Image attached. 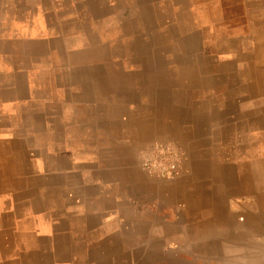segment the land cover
I'll use <instances>...</instances> for the list:
<instances>
[{
    "label": "crops",
    "instance_id": "0c3cea01",
    "mask_svg": "<svg viewBox=\"0 0 264 264\" xmlns=\"http://www.w3.org/2000/svg\"><path fill=\"white\" fill-rule=\"evenodd\" d=\"M138 1L0 0V264H73L83 260L79 246L89 254L120 235L143 238L135 229L165 246L166 211L182 229L199 230L211 214L207 187L226 189L230 132L242 130L246 105L261 100L248 94H262L263 81L234 80L232 95L230 80H120V67L142 60L133 49L120 56L119 45L172 26L149 19L138 32L134 16L120 12ZM143 58L155 67L154 56ZM245 58L236 66L244 71ZM160 62L179 69L183 57L166 51ZM120 134L178 145L177 181L159 189L176 205L161 201L143 174L155 208L119 187L136 180L131 167L120 174Z\"/></svg>",
    "mask_w": 264,
    "mask_h": 264
},
{
    "label": "rangeland",
    "instance_id": "374dc122",
    "mask_svg": "<svg viewBox=\"0 0 264 264\" xmlns=\"http://www.w3.org/2000/svg\"><path fill=\"white\" fill-rule=\"evenodd\" d=\"M145 1L120 5V12L134 16L138 32L149 19L157 28L166 22L172 26L163 34L137 33L119 45L120 56L133 49L142 60L134 67H120V80H230L232 95L234 80H262V94L251 91L254 86L250 87V94L246 92L248 97L258 96L261 100L246 105L241 114L242 130L230 132V165L224 163L220 176L228 197L223 196L221 189L207 187L211 192L206 197L211 214H206L199 230L179 227L169 218V209L165 246L147 239L148 230L135 229L143 238L120 235L116 245L89 246V254L79 246L75 255L83 260L77 258L73 264H264V0ZM166 51L182 54L183 66L176 69L169 64L161 68L160 56ZM149 56L155 57L153 68H148L149 61L143 58ZM245 56L249 61L244 65L248 70L244 71L237 65ZM234 106L230 103L232 110ZM127 136L120 134L119 139V161L124 165L120 174L131 167L136 180L124 179L119 187L131 189L135 202L149 198L153 208L161 204L159 198L168 206L176 205L178 197L160 193L159 189L177 181L182 159L178 145L165 138L141 143L137 135ZM134 145L137 149L133 153ZM170 166L175 167L172 174L161 173L162 168ZM142 174L154 181L159 198L148 195L149 184ZM258 183L262 184L260 191L255 188ZM216 208L219 212L212 213ZM153 232L150 231L151 237L156 235Z\"/></svg>",
    "mask_w": 264,
    "mask_h": 264
},
{
    "label": "built area",
    "instance_id": "2783aa9c",
    "mask_svg": "<svg viewBox=\"0 0 264 264\" xmlns=\"http://www.w3.org/2000/svg\"><path fill=\"white\" fill-rule=\"evenodd\" d=\"M174 169H175V167L174 166H170V167H168V168H166V169H164V168H162V174H167V175H169V174H172V172L174 171Z\"/></svg>",
    "mask_w": 264,
    "mask_h": 264
}]
</instances>
